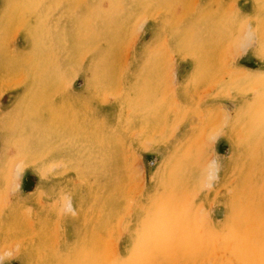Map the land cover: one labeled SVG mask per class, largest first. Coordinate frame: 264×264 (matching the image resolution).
<instances>
[{
	"label": "rangeland",
	"instance_id": "obj_1",
	"mask_svg": "<svg viewBox=\"0 0 264 264\" xmlns=\"http://www.w3.org/2000/svg\"><path fill=\"white\" fill-rule=\"evenodd\" d=\"M0 264H264V0H0Z\"/></svg>",
	"mask_w": 264,
	"mask_h": 264
},
{
	"label": "bare ground",
	"instance_id": "obj_2",
	"mask_svg": "<svg viewBox=\"0 0 264 264\" xmlns=\"http://www.w3.org/2000/svg\"><path fill=\"white\" fill-rule=\"evenodd\" d=\"M211 176V175H210Z\"/></svg>",
	"mask_w": 264,
	"mask_h": 264
}]
</instances>
